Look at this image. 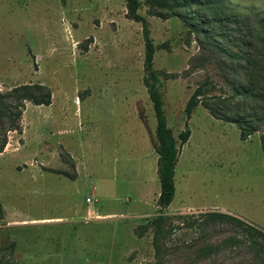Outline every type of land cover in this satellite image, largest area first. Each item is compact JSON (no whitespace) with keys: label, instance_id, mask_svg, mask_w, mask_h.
I'll return each mask as SVG.
<instances>
[{"label":"rangeland","instance_id":"rangeland-1","mask_svg":"<svg viewBox=\"0 0 264 264\" xmlns=\"http://www.w3.org/2000/svg\"><path fill=\"white\" fill-rule=\"evenodd\" d=\"M139 1L175 138L203 89L162 213L160 257L141 24L125 0H0V93L39 84L51 94L49 106L24 103L0 155V264H264V239L243 225L264 233V120L241 141L225 101L232 83L249 85L256 96L242 115L264 114V0Z\"/></svg>","mask_w":264,"mask_h":264},{"label":"trees","instance_id":"trees-1","mask_svg":"<svg viewBox=\"0 0 264 264\" xmlns=\"http://www.w3.org/2000/svg\"><path fill=\"white\" fill-rule=\"evenodd\" d=\"M194 0H190L193 3ZM170 3H174L171 1ZM126 5V17L136 23L141 24L142 35L144 41V63L143 70L145 73V79L143 84L145 86L149 101L152 104L153 113L155 116L156 126H155V138L156 143L154 145V151L157 155L156 163V174L159 182V194L156 200V207L158 208L159 215L154 217L151 221L153 226V248L156 259L161 255L160 246L158 243L160 230L162 224L168 219L162 213L168 208L169 204L172 202L175 189H174V168L177 163V159L180 150L184 144L189 139L190 130L188 128V120L191 117L193 110L201 103V98L203 95V89L197 87L189 99L187 100L184 107L185 115V126L184 130L180 132L175 138L171 130L167 127V119L164 110V102L162 99V83L160 82L156 71L153 68V57L155 52V47L153 45L152 39L150 37L148 23L145 17L138 13L140 8L139 0H125ZM164 7L167 3L162 4ZM190 5L189 2H182L181 4H169L168 9L173 8H183ZM174 15H171L172 17ZM205 25V24H203ZM258 25L264 31V17L258 20ZM233 58V57H232ZM235 59V58H233ZM237 60V59H236ZM249 76V75H248ZM232 95L225 101L229 102L233 107L234 114L228 118V121L239 126L240 129V139L245 141L250 135L258 131L254 128L253 124H258L264 120V114L254 113L253 115L245 114L242 115V108L245 103L254 98L255 92L252 86L232 83L230 86ZM51 101V94L43 85H22L10 89L8 92L0 93V154L4 152L7 144V134L12 131L20 130V120L21 115L24 110V103L30 102L35 106H49ZM212 115H216L214 109L210 106L207 107ZM220 113L225 110L226 107L220 106ZM246 124L248 128L243 127ZM204 218H227L228 216L221 213H205L199 214ZM245 229L253 231L257 236L264 239V233L259 230L252 228L247 224H243Z\"/></svg>","mask_w":264,"mask_h":264},{"label":"built area","instance_id":"built-area-1","mask_svg":"<svg viewBox=\"0 0 264 264\" xmlns=\"http://www.w3.org/2000/svg\"><path fill=\"white\" fill-rule=\"evenodd\" d=\"M87 201H89V199H87Z\"/></svg>","mask_w":264,"mask_h":264},{"label":"crops","instance_id":"crops-1","mask_svg":"<svg viewBox=\"0 0 264 264\" xmlns=\"http://www.w3.org/2000/svg\"><path fill=\"white\" fill-rule=\"evenodd\" d=\"M3 154V153H2ZM1 155V154H0Z\"/></svg>","mask_w":264,"mask_h":264}]
</instances>
